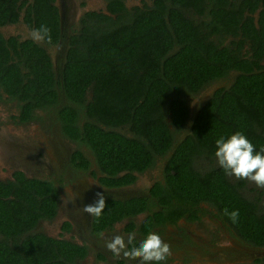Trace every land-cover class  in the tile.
Instances as JSON below:
<instances>
[{
  "label": "trees",
  "instance_id": "16d2710c",
  "mask_svg": "<svg viewBox=\"0 0 264 264\" xmlns=\"http://www.w3.org/2000/svg\"><path fill=\"white\" fill-rule=\"evenodd\" d=\"M125 1L107 0L108 14L90 12L82 18L61 78L43 46L0 34V86L21 102L23 120L36 108L57 103L63 93V128L90 147L108 184L133 183L134 172H145L172 152L164 181L152 190L162 210L144 225L145 235L168 216L190 213L197 219L199 205L207 203L236 236L264 248V204L245 196L246 180L231 181L220 166L205 171L196 166L216 158L215 141L221 136L242 132L257 151L264 147V0H154L132 9ZM27 4L0 0V26L24 16L30 28L50 29L51 43H45L56 44L61 28L53 0ZM220 37L233 41L223 45ZM232 74L233 83L217 89L192 119L189 99ZM81 116L86 117L83 128ZM183 129L188 131L182 137ZM148 209L144 198L112 201L95 218L97 232ZM225 209L239 211L237 223ZM56 211L50 183L22 174L0 182V264L83 259L86 248L35 232L39 221Z\"/></svg>",
  "mask_w": 264,
  "mask_h": 264
},
{
  "label": "flooded vegetation",
  "instance_id": "af4514ba",
  "mask_svg": "<svg viewBox=\"0 0 264 264\" xmlns=\"http://www.w3.org/2000/svg\"><path fill=\"white\" fill-rule=\"evenodd\" d=\"M88 1L53 0L54 5L59 9L61 28V38L56 44L48 45L45 40L35 41L31 36L34 29L24 21V16L17 23L0 26V34L6 40L15 38L19 42L34 41L43 46L52 59L57 78H61L71 37L80 30L82 18L90 12L109 13L107 0L106 9L102 11L91 10ZM127 1L125 3L128 7ZM32 2L33 0H27V5ZM262 64L264 65V60ZM0 102H2L0 125L10 120L11 123H20L26 129L35 121H43L27 129L23 138L7 133L5 127L0 126V155L4 158L7 172L6 175L0 173V182L15 181V177L22 174L26 179L50 183L55 189L56 214L51 219L40 220L35 232L86 248V256L78 260L77 264L88 260L92 255L105 263L139 264L138 260L130 261L123 256L119 259L114 258L113 254L107 250L106 243L114 235H121L127 240L128 234L134 233L135 240L130 247L138 246L147 237L142 232L144 225L150 221V217L155 212L162 210L152 196V190L157 182L164 181L166 159L172 152L157 161L159 163L162 160L160 165L156 163L154 167L143 173L134 172L133 183L121 186L113 182H111L113 185L108 184L106 178L109 176L102 172L99 161L90 147L85 142L68 136L63 128L59 118L61 109L67 105L63 93H60L57 103L36 108L33 117L29 120L21 119V102L6 94L1 86ZM10 109H12L11 113L8 112ZM39 114L45 116L41 117ZM81 119L82 116L80 121ZM85 120L80 122L82 128ZM85 162L88 164L86 165ZM151 172L155 179L154 183L150 186H141L138 177ZM98 192L104 194L106 204L112 201L128 202L144 198L148 201L149 209L136 216L115 221L97 232L95 218L80 212L79 209L93 204L98 199L96 196ZM199 207L201 210L197 214V219H193L190 213H185L184 216L175 214L173 215L175 218L168 216L162 225L151 229V232L161 235L171 247V256L166 264H172L171 258L181 260L180 264L264 263V256H260L264 248L253 246L236 236L231 225L218 217L215 207L207 203H201ZM205 219L211 226L202 227L206 224Z\"/></svg>",
  "mask_w": 264,
  "mask_h": 264
},
{
  "label": "clouds",
  "instance_id": "9594fccd",
  "mask_svg": "<svg viewBox=\"0 0 264 264\" xmlns=\"http://www.w3.org/2000/svg\"><path fill=\"white\" fill-rule=\"evenodd\" d=\"M32 38L41 42L47 39L51 43L50 29L41 27L31 33ZM215 157L219 166L226 174L234 176L238 180H247L258 188L264 189V147L259 151L256 146L242 132H236L230 137H219L215 141ZM98 199L93 204L85 205L79 209L94 218H99L106 208V198L102 192L96 193ZM233 223L239 220V211L229 212L225 209ZM135 240V234H128L127 240L121 235H114L107 241L106 248L119 259L121 256L130 261H139V264H166L171 256V247L162 237L151 232L138 246H131Z\"/></svg>",
  "mask_w": 264,
  "mask_h": 264
},
{
  "label": "rangeland",
  "instance_id": "374dc122",
  "mask_svg": "<svg viewBox=\"0 0 264 264\" xmlns=\"http://www.w3.org/2000/svg\"><path fill=\"white\" fill-rule=\"evenodd\" d=\"M88 2H89V8L91 10L102 11V10L106 9V0H89ZM127 4H128V7H130V8L144 7L146 5L151 6L152 0H128ZM11 31L15 32V30H11ZM218 40L220 41L219 43H221L223 45H230L231 42L233 41V39L229 38V37H220L219 39H217V41ZM49 50H51V49H49ZM51 54L54 55V53H52V52H51ZM57 64H59V63H57ZM234 77H235V74H232L227 80H222L220 82H216V83L210 85L209 87H207L201 93L195 95L194 97H191L189 99L190 114H192V115L195 114V111L197 110V108L203 103L202 100L204 99V97H206V96L210 97L211 95H213V93L217 89H220L221 87L223 88L227 85L229 86L230 84H232ZM1 103L2 102H0V107L2 105ZM8 112L11 113L12 109H10ZM39 116L44 117L45 115L43 116L42 114H39ZM1 119L2 118L0 117V120ZM85 119H86V117H82L81 121L85 120ZM40 123H43V121H40V120L35 121L32 124L28 125L26 129H24L25 127H23V125H21L20 123L19 124L11 123L9 120V121H5L0 126L5 127L7 133L12 134L13 136H19V137L23 138V134L27 129L35 126L36 124H40ZM185 131H186V129L185 130L183 129V132H181L182 134H180V135L182 137L185 133H187L188 130L186 132ZM160 162L162 163V160L159 161V163H157V164L160 165L161 164ZM209 162H210L209 160H205V161L199 160V161H197L196 166L200 171L209 170L210 168L219 166L216 158L213 161H211V163H209ZM0 173H4V175L7 174L5 161H4V158L2 155H0ZM229 178L231 181H234V182L237 180L234 176L229 175ZM154 181H155V179L152 176V172L151 173H145V174L138 177V182L141 186H150L154 183ZM244 194L250 200H253L255 198L257 199V197H258L261 200L262 205L264 204V189L258 188L254 183L249 182L247 180H246V189L244 191ZM206 219H208V218H206ZM206 219L204 220L205 221L204 223H206V224H203L202 227L211 226V224ZM191 242H193V241H191ZM177 262H178V264H180L181 260L178 261L177 259L171 258L172 264L173 263L177 264ZM79 264H111V263L110 262L109 263L100 262L99 259L94 258V256L92 255V257L88 258V260L80 262Z\"/></svg>",
  "mask_w": 264,
  "mask_h": 264
},
{
  "label": "water",
  "instance_id": "95a60500",
  "mask_svg": "<svg viewBox=\"0 0 264 264\" xmlns=\"http://www.w3.org/2000/svg\"><path fill=\"white\" fill-rule=\"evenodd\" d=\"M207 100H208V97L206 96V97H204V99L202 100V102L204 103V102H206ZM190 117L193 119V118H194V115L190 114ZM260 256H264V250H263V252L260 254Z\"/></svg>",
  "mask_w": 264,
  "mask_h": 264
}]
</instances>
